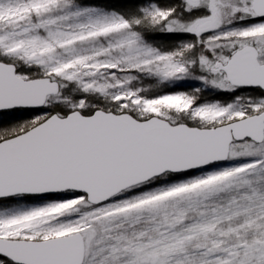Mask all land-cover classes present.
<instances>
[{
    "label": "snow or ice",
    "instance_id": "snow-or-ice-1",
    "mask_svg": "<svg viewBox=\"0 0 264 264\" xmlns=\"http://www.w3.org/2000/svg\"><path fill=\"white\" fill-rule=\"evenodd\" d=\"M0 264H264V0H0Z\"/></svg>",
    "mask_w": 264,
    "mask_h": 264
}]
</instances>
